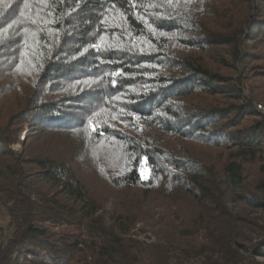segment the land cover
Listing matches in <instances>:
<instances>
[{
  "label": "trees",
  "instance_id": "1",
  "mask_svg": "<svg viewBox=\"0 0 264 264\" xmlns=\"http://www.w3.org/2000/svg\"><path fill=\"white\" fill-rule=\"evenodd\" d=\"M259 103L264 0H0V264H264Z\"/></svg>",
  "mask_w": 264,
  "mask_h": 264
},
{
  "label": "rangeland",
  "instance_id": "2",
  "mask_svg": "<svg viewBox=\"0 0 264 264\" xmlns=\"http://www.w3.org/2000/svg\"><path fill=\"white\" fill-rule=\"evenodd\" d=\"M263 105V103L258 104ZM264 106V105H263ZM264 111V109H261ZM35 130L31 129L30 124H25L23 129L19 133L20 142L16 143L14 145L15 150H25L29 151V148H25V146L21 143V141L24 140V138L31 132H34ZM65 138V137H63ZM29 144V143H28ZM70 141L67 140L65 142V146H56L55 153L65 152V150L69 149ZM35 151V150H34ZM92 158L89 156L87 159H85L84 164L80 165V172L81 177L84 180L85 184L91 189V190H100L103 189V192L108 194L106 191V183L105 181L98 176L95 171L92 172V176L89 174L92 170L90 167L92 163ZM146 170V169H145ZM108 196V195H107ZM108 201V200H107ZM105 201V208L107 211L112 210L115 205L110 204V201ZM246 215L249 217V223L246 227H243L242 230L245 231L248 235L247 238L252 239L253 242L259 241L264 237V211H253L248 210ZM0 223L3 226V228L6 230V232H9L11 230L10 228V218L8 216V213L6 209L0 207ZM156 228V229H154ZM154 229V230H153ZM157 227H153L152 225L146 226L143 224H138L137 227L134 229L133 233L136 239L143 240L146 242V250H147V257L149 264H202L201 262L194 263L184 260L180 255V251L177 247H171V245H167L159 231L157 230ZM248 239V240H249ZM244 240L243 242L249 243L250 241ZM179 257V258H178ZM260 261L264 262V256H258L257 257Z\"/></svg>",
  "mask_w": 264,
  "mask_h": 264
},
{
  "label": "bare ground",
  "instance_id": "3",
  "mask_svg": "<svg viewBox=\"0 0 264 264\" xmlns=\"http://www.w3.org/2000/svg\"><path fill=\"white\" fill-rule=\"evenodd\" d=\"M259 107H260L261 109H264V106H263V105H259Z\"/></svg>",
  "mask_w": 264,
  "mask_h": 264
}]
</instances>
